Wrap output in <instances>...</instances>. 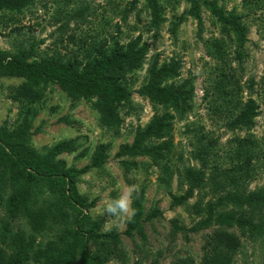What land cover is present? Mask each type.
<instances>
[{
  "label": "rangeland",
  "instance_id": "rangeland-1",
  "mask_svg": "<svg viewBox=\"0 0 264 264\" xmlns=\"http://www.w3.org/2000/svg\"><path fill=\"white\" fill-rule=\"evenodd\" d=\"M154 1L156 16L148 0H34L21 10H0V50L12 53L20 45L29 48L33 44V60L56 52L70 55L82 45V50L92 49L93 53L99 45L107 53L131 43L142 48L136 67L113 72L131 90L127 100L117 102L98 95L72 94L51 81L34 83L22 76L0 75V125L9 131L21 126L18 130H24L25 136L9 139L40 155L59 141H73L74 149L58 158L68 166H88L78 176L77 188L91 203L88 212L97 230L118 232V240L111 244L121 250L122 256H112L104 264H200L207 241L218 231L236 239L228 264H264V232L259 235L247 224L219 226L215 222L217 215L232 213L257 227L264 225V205L226 203L210 211L207 204L226 192L246 194L264 187L263 0H208L213 5L200 0L201 22L194 15L192 0ZM219 9L226 16L237 15L246 26L243 41L231 25L220 20L216 13ZM224 61L240 89L233 116L212 112L228 99L214 85ZM174 66L175 74L162 72L164 67ZM154 78L161 87L181 85L188 90L186 98L179 100L187 107L183 117L172 104L139 92ZM23 85H30L38 93L30 106L18 97ZM250 102L254 105L252 115L244 122L236 121L235 114ZM28 106L35 110L33 115L26 113ZM162 115L169 117V124L154 128L155 134L142 135L147 136L142 147L162 146V156L119 154L123 145H131L138 133ZM202 142L204 146L211 144L219 160L225 159L224 166L229 165L231 157L230 164L247 161L250 153L253 166L247 174L218 175L222 181L219 186L209 176V169L203 168L206 183L187 196L188 185L178 179L177 169L202 168L196 157ZM99 145L104 148L102 163L90 166ZM211 172L216 174V170ZM133 184L139 186L133 206L141 208L137 214L140 224L129 235L125 233L128 222L117 224L104 214V207ZM43 186L39 185V202L31 208H19L14 216L7 208L13 187L6 181L0 189V247L11 255L14 237L22 234L25 241L33 243L26 264H42L44 256L37 247L57 239L65 228L50 217L45 226L31 224L28 211L49 201L47 186ZM174 196H184L183 202L175 204ZM153 209H160L161 214L145 218ZM90 247L93 252L99 251L98 244L91 243ZM47 253L57 255L56 251ZM78 260L75 258L73 264H79Z\"/></svg>",
  "mask_w": 264,
  "mask_h": 264
},
{
  "label": "trees",
  "instance_id": "trees-1",
  "mask_svg": "<svg viewBox=\"0 0 264 264\" xmlns=\"http://www.w3.org/2000/svg\"><path fill=\"white\" fill-rule=\"evenodd\" d=\"M33 1L0 0V10H21L32 4ZM260 2L264 6V0ZM192 3L194 15L201 22L200 0H192ZM203 3L213 5V1L208 0H203ZM148 4L152 8L154 16H156L155 1L148 0ZM216 13L224 24L231 25L239 33L241 41L245 39L247 28L240 22L237 15L226 16L221 9L217 10ZM81 48H84V46H78V49L70 55L56 52L39 60L32 59L35 54L33 44L29 48L20 45L12 53L0 50V75L22 76L34 83L51 81L72 94L98 95L110 102L127 100L131 95V90L127 89L113 72L120 71L124 67L127 69L136 67L141 58L142 48H137L133 43L125 46V48L115 47L110 53H107L101 45L94 49L95 53L92 52V49L82 50ZM174 65L177 66L176 63ZM175 66L164 67L162 72L167 75L175 74ZM225 66H228V62L224 61V68L220 69L218 79L214 81L217 91L228 97L221 107L212 110L217 116L220 114L216 112L221 114L227 112L233 116L232 108L237 107L234 100L239 95L240 90L235 76L233 73L228 72ZM261 82L264 84V72ZM138 90L153 100L172 104L175 110L179 111L180 117H183L186 113L187 107L184 104L181 105L179 100L186 98L188 90L181 85L170 88L161 87L157 78H154ZM15 93H17V90L13 92V94ZM36 96H38V93L30 85H23L18 90L19 99L29 106ZM29 106L26 113L33 115L35 110ZM253 109L254 105L250 102L242 111L235 114V120L244 122L245 117L252 115ZM168 118L167 115L156 117V121L152 123V126L149 124L144 131L138 133V137L131 145H123L119 154L146 153L161 155L162 146H157L154 149L142 147V142L147 137L142 135L144 132L147 135L155 134L153 129L168 125ZM16 130L9 131L6 126L0 125V189L6 181L14 189V193L9 197L7 203L8 214L11 216L16 215L25 205H29V208L35 206L39 202L42 189H44L43 185H46L49 201L42 202L43 206H37L35 211H28L31 224L34 227L45 226L47 219L50 217L65 226L62 232L58 233L57 239L47 241L43 248L37 247L36 251L44 256L42 264H73L77 257L79 264H104L112 256L118 255L121 257V250L111 244V242L115 243L118 240V232L115 230L105 232L97 230V224L88 212L91 203L77 188V178L87 170L88 166L82 168L68 166L64 159L58 158V155L62 152L74 149L73 141L70 139L59 141L50 147L46 154L40 155L32 148L17 141L25 136V131L22 129ZM9 137H16L17 140H10ZM207 141L211 142L212 140L207 139ZM211 147V144L204 146L202 142L197 151L196 157L202 163L201 169L191 166L177 169L178 179L183 184L188 185L187 196L194 189L202 188L206 183L203 168L209 169V176L215 179L217 186H219L222 181L218 179V175L233 176L242 171L247 174L253 166L254 157L252 153H250L247 161H241L237 164H230L233 160V157H231L229 165L224 166L225 159L219 160L215 156L216 154L212 152L213 150L210 149ZM103 154L104 148L99 145L90 166L101 165ZM212 169L216 170V174H212ZM39 185L43 186L42 189ZM173 199L175 204H181L184 196H174ZM226 203L261 207L264 205V187L250 190L246 194L226 192L223 195H218L214 200L207 201L210 211ZM48 205L52 206L53 209ZM137 207L139 208V203H137ZM47 208L49 213H46ZM139 211H141V208L137 209V214ZM137 214L132 221L127 223L126 234L130 235L132 230L140 224ZM158 214H161V210L153 209L145 218H151ZM215 222L219 226L234 223L240 226L247 224L250 230L256 231L259 235L264 232L263 224L257 227L252 222L238 218L232 213L217 215ZM205 223H209V219ZM14 242L11 255L5 254V250L0 247V264H26L28 251L33 246L32 241H25L22 234H17L14 237ZM91 243L99 245L98 252L91 250ZM236 246V239L233 236L225 231L215 232L207 241V247L200 264H228ZM48 250L56 251L57 255L48 254ZM183 264L187 263L184 262Z\"/></svg>",
  "mask_w": 264,
  "mask_h": 264
},
{
  "label": "clouds",
  "instance_id": "clouds-1",
  "mask_svg": "<svg viewBox=\"0 0 264 264\" xmlns=\"http://www.w3.org/2000/svg\"><path fill=\"white\" fill-rule=\"evenodd\" d=\"M139 192L136 184L128 186L117 198L107 201L104 214L112 217L117 224L130 222L137 214L134 204V195Z\"/></svg>",
  "mask_w": 264,
  "mask_h": 264
}]
</instances>
